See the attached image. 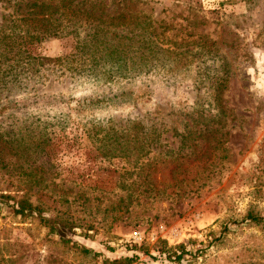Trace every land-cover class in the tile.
<instances>
[{
  "label": "rangeland",
  "instance_id": "374dc122",
  "mask_svg": "<svg viewBox=\"0 0 264 264\" xmlns=\"http://www.w3.org/2000/svg\"><path fill=\"white\" fill-rule=\"evenodd\" d=\"M41 1L69 17L65 1L101 7ZM98 1L102 26L145 22L129 34L126 77L97 81L78 60L97 21L77 12L52 14L61 29L23 46L67 62L3 81L0 52V193L72 224L63 244L0 204V264H264V0ZM26 3L0 1V26L39 17ZM126 82L131 102H81ZM134 121L137 139L123 136L121 150L95 133Z\"/></svg>",
  "mask_w": 264,
  "mask_h": 264
},
{
  "label": "trees",
  "instance_id": "16d2710c",
  "mask_svg": "<svg viewBox=\"0 0 264 264\" xmlns=\"http://www.w3.org/2000/svg\"><path fill=\"white\" fill-rule=\"evenodd\" d=\"M0 1L9 3L12 0ZM37 1L40 0H26V5L42 8V11L38 10V12H41V14H39V17L26 16L24 18H16L11 20L10 23H4L0 26V52L2 53V62L4 64L2 80L3 78L5 79L9 74H13V77H17L18 74H34L38 72L40 68L47 67L49 64L60 63L63 60L67 62V59L65 57L31 55L23 50V46L28 42L39 41L46 36L55 35L57 33V30L61 29L60 24L56 25L55 27L54 25L52 26V23L50 22V17L52 16V14L57 15L56 17H54L55 20H59L60 17L65 18L66 20H70L75 15H77L76 12L83 15V17H86V20L88 18L97 21L95 25H92V27L89 26V28L87 29V34H89V37H87V39H84L80 44V49H84V54H82L84 55L82 56L83 60L82 58H79L78 60L88 63L87 67L89 73H91L95 77L94 79L97 81H108V79L112 80L115 77H126V75H128L131 67H133L131 55L128 54L129 46L127 41L130 40L129 34L132 32V29L134 27H139L141 31H144V21H140V23L135 22L133 26H131L132 24L130 23L133 22V19L131 17H129L125 21H122L120 19V29L118 32L113 28L110 29L104 25H100V20L98 19V17L101 14H106L107 12H109L105 11L104 4H102L100 1L96 2V0H94V2H91V0H88L90 1L89 6H101L95 8L99 12V14H96V16L92 14V10H90V12L85 9L78 11V9H75L73 6L72 8H69L67 6V1H65L62 6L66 9V11L68 10V12L71 13L70 17L65 15L64 10V16H62L63 13H57V6H48L45 5L42 1L36 4ZM68 2L72 3V0H68ZM30 13L31 12H29V15ZM120 16H122V14ZM25 22L29 24L24 25ZM70 31H73V29ZM141 40L151 39L147 35L143 36ZM78 53H80V51H78ZM137 58L140 60L139 62L144 61V57L141 52L139 53ZM130 83L131 82H126L124 86L112 93H92L89 96H85L81 102L86 103L87 105H98L99 103H107L108 101H113V103L119 104L131 102V100L134 98V95L132 94V90L128 88V85ZM139 126V122L134 121L129 125L120 128L119 130H102V128H99L97 131H95V133L101 132V139H109L110 137L116 142V149L121 150L122 144L120 143V139H122L123 136H127L128 134H132L133 138L137 139V131ZM143 149V144L141 143L140 145H138V148L136 150L142 151ZM0 204L8 206L11 209L12 213L14 215H18L20 218H26L27 216L35 215L37 222L46 227L48 233L57 234L59 240L63 244H67L68 242H70L68 238H65L63 236L65 229L72 228V224L69 220L61 218L58 215H42L41 209L37 205H33L25 197L15 198L9 194L0 193ZM246 218L253 222H259L262 220L261 216L253 215L250 213L246 214ZM71 244L78 247V249L84 254L91 251L84 246H77L72 242ZM181 254L182 251L175 255V258H179Z\"/></svg>",
  "mask_w": 264,
  "mask_h": 264
},
{
  "label": "built area",
  "instance_id": "2783aa9c",
  "mask_svg": "<svg viewBox=\"0 0 264 264\" xmlns=\"http://www.w3.org/2000/svg\"><path fill=\"white\" fill-rule=\"evenodd\" d=\"M143 239V232L139 230H134L131 234V241L140 242Z\"/></svg>",
  "mask_w": 264,
  "mask_h": 264
}]
</instances>
